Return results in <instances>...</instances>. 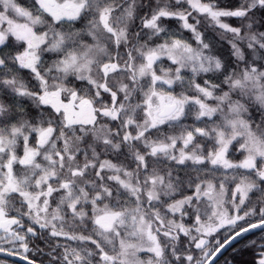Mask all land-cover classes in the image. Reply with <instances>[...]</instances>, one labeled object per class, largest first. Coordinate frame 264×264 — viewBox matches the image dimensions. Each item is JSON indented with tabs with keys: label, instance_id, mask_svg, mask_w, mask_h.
I'll return each mask as SVG.
<instances>
[{
	"label": "snow or ice",
	"instance_id": "1",
	"mask_svg": "<svg viewBox=\"0 0 264 264\" xmlns=\"http://www.w3.org/2000/svg\"><path fill=\"white\" fill-rule=\"evenodd\" d=\"M238 243L264 264V0H0V254Z\"/></svg>",
	"mask_w": 264,
	"mask_h": 264
},
{
	"label": "trees",
	"instance_id": "2",
	"mask_svg": "<svg viewBox=\"0 0 264 264\" xmlns=\"http://www.w3.org/2000/svg\"><path fill=\"white\" fill-rule=\"evenodd\" d=\"M173 24L175 27V22H170ZM195 42L193 41V44ZM241 244L238 243L236 244L233 248H229L224 255L219 259L218 264H225V261H228L229 264H251L252 261V253L250 252H244V251H239L237 252L236 249H240ZM3 260L0 258V261ZM6 261V260H4ZM8 264H15L10 261H6Z\"/></svg>",
	"mask_w": 264,
	"mask_h": 264
},
{
	"label": "water",
	"instance_id": "3",
	"mask_svg": "<svg viewBox=\"0 0 264 264\" xmlns=\"http://www.w3.org/2000/svg\"><path fill=\"white\" fill-rule=\"evenodd\" d=\"M227 250H228V249H227ZM227 250H225V251L223 252V254L220 256V258L224 255V253H225ZM0 258L3 259V260H6V261H10V262L15 263V264H25L24 261L19 260V258L16 257V256H13V257H6V256H4L3 254H0Z\"/></svg>",
	"mask_w": 264,
	"mask_h": 264
},
{
	"label": "rangeland",
	"instance_id": "4",
	"mask_svg": "<svg viewBox=\"0 0 264 264\" xmlns=\"http://www.w3.org/2000/svg\"><path fill=\"white\" fill-rule=\"evenodd\" d=\"M141 255H143V254H141ZM0 264H8V263L6 261H4V260H1Z\"/></svg>",
	"mask_w": 264,
	"mask_h": 264
}]
</instances>
